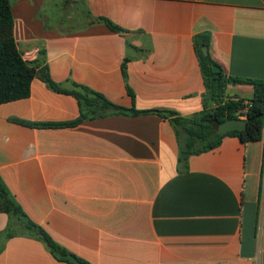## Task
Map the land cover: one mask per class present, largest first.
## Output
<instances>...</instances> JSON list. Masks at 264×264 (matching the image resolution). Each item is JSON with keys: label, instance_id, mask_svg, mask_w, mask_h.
Instances as JSON below:
<instances>
[{"label": "crops", "instance_id": "0c3cea01", "mask_svg": "<svg viewBox=\"0 0 264 264\" xmlns=\"http://www.w3.org/2000/svg\"><path fill=\"white\" fill-rule=\"evenodd\" d=\"M25 60L44 51L53 81L89 87L116 105L189 116L207 91L194 46L226 77L264 81V0H11ZM104 17L126 34L104 24ZM126 64L124 78L122 64ZM129 87L134 98L128 93ZM249 84L225 95L252 98ZM75 97L40 79L28 98L0 104V176L29 219L90 264H264L261 140L224 136L178 170V141L158 114H109L74 126ZM0 264H68L36 238H6Z\"/></svg>", "mask_w": 264, "mask_h": 264}, {"label": "trees", "instance_id": "16d2710c", "mask_svg": "<svg viewBox=\"0 0 264 264\" xmlns=\"http://www.w3.org/2000/svg\"><path fill=\"white\" fill-rule=\"evenodd\" d=\"M90 25L104 24L113 32L126 34L128 31L104 17H90ZM194 46L198 56L204 84L207 91L206 106L201 112L181 116L172 111H140L135 108H124L109 101L101 93L76 83L71 88H64L52 80L49 67L45 64L44 51L40 52V59L30 62L24 59L22 51L14 37V18L11 0H0V104L28 98L31 94V84L34 79H40L55 92L71 95L76 98L80 108V115L76 120L62 123H39L20 121L24 126L34 128H56L74 126L88 119H97L109 114L140 115L155 113L168 119L174 128L178 141V170H188L189 158L219 147L224 136L237 137L242 143L257 142L262 138L264 128V81L226 77L221 71L217 77L213 71L217 63L210 54L205 55L203 47L209 46V35L198 34L194 37ZM124 59L122 70L127 78ZM218 82V83H217ZM228 84H249L254 87L251 99L245 101L225 95ZM128 93L134 98L133 91L127 87ZM245 111V113H243ZM245 114L247 128L244 131H232L225 135L216 133L219 124L226 120L240 119ZM8 215L10 224L6 229V238L26 235L43 242L52 255L59 261L68 264H90L72 254L58 244L41 226L28 218L21 205L16 201L0 176V214ZM13 220L22 226V232L11 230ZM2 250L0 249V253Z\"/></svg>", "mask_w": 264, "mask_h": 264}, {"label": "water", "instance_id": "95a60500", "mask_svg": "<svg viewBox=\"0 0 264 264\" xmlns=\"http://www.w3.org/2000/svg\"><path fill=\"white\" fill-rule=\"evenodd\" d=\"M203 52L205 55L209 54L208 48L206 46L203 47ZM213 71L216 73L217 77L220 76V68L218 66H214ZM246 128H247L246 119L226 120L225 122L218 125L216 133L218 135H225L232 131H244Z\"/></svg>", "mask_w": 264, "mask_h": 264}, {"label": "rangeland", "instance_id": "374dc122", "mask_svg": "<svg viewBox=\"0 0 264 264\" xmlns=\"http://www.w3.org/2000/svg\"><path fill=\"white\" fill-rule=\"evenodd\" d=\"M13 224L16 225V226H12V227H11V230H12V231L17 232V233L24 231L23 228H22V226H20V225L17 223L16 220H13Z\"/></svg>", "mask_w": 264, "mask_h": 264}, {"label": "built area", "instance_id": "2783aa9c", "mask_svg": "<svg viewBox=\"0 0 264 264\" xmlns=\"http://www.w3.org/2000/svg\"><path fill=\"white\" fill-rule=\"evenodd\" d=\"M243 113H245V111H243ZM240 119H246L245 114H242V116L240 117Z\"/></svg>", "mask_w": 264, "mask_h": 264}]
</instances>
